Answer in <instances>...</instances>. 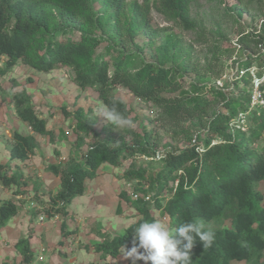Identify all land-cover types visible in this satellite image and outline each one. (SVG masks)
Wrapping results in <instances>:
<instances>
[{
	"label": "trees",
	"instance_id": "trees-1",
	"mask_svg": "<svg viewBox=\"0 0 264 264\" xmlns=\"http://www.w3.org/2000/svg\"><path fill=\"white\" fill-rule=\"evenodd\" d=\"M189 2L161 0L160 11L167 14L178 28L190 31L194 24L188 17ZM99 4L100 13H97L94 0H0V59H5L3 65L0 62V78L17 63L40 73L67 70L71 72L77 89L92 90L100 104L116 103L120 111L134 122L137 118L132 117L127 104L115 96V90L122 89L139 101L158 108V120L162 126H178L201 119L217 98L224 100L226 113H215L207 129L196 139H189L188 146L161 155H157V141H151L148 132L123 128L119 141L113 133L103 131V137L100 132L94 134L79 160L70 158L66 166L46 167V172L59 180V190L51 200L53 214L68 215V205L84 194L85 181L95 179L101 165L118 167L126 156L152 159L159 156L158 161H162L163 167L157 182L170 195L166 203L163 205L158 200L160 192L150 202L142 199L130 201L126 192L119 193V198L128 202L136 212L137 220L122 235L104 236L102 242L94 246V252L116 258L122 246L130 249L135 226L143 220L155 219L152 209L169 217L172 227H179L188 220L208 223L228 213L231 227L211 230L215 233L211 247L204 248L197 238L192 264H230L233 261L258 264L264 258V196L257 190V185L264 182V145L260 150L248 145L264 128L263 112L258 116L253 114L248 134L231 130L229 119L248 108L249 97L245 96L244 90L241 95L244 103L236 98H226L222 93L209 99L200 92L202 88L193 89V92L182 90V78L175 68L144 61L131 69L130 54L118 51L121 52L119 56L112 58L108 47L97 54L100 45L108 44L109 38L111 43L116 39V36L112 38L106 34L108 26L124 32L125 40L118 42L122 47L136 33L150 35L153 32L148 3L141 5L135 1L127 6L126 0H99ZM127 13L131 15L129 20ZM74 36L78 38L72 39ZM258 44L264 47V38L246 35L238 41L241 47L253 45L256 48ZM163 49L169 53L174 45L163 46ZM251 65L249 62L247 67ZM260 65L264 67V58ZM13 109L17 119L31 131L30 135L12 133L9 158L23 162L38 148L35 135L47 137L52 142L54 134L47 129L46 120L35 111L26 91L15 94ZM61 111L66 117L70 116L65 109ZM72 117L76 121V132L88 133L92 126L84 123L86 114L82 108L76 109ZM217 139L218 143L212 145ZM75 141L78 145L81 138L77 137ZM199 146L202 152H197ZM5 169L6 166L0 164V184L5 188L21 186L19 176L15 173L9 175ZM124 176L128 180L144 181L145 171L129 169ZM139 194L147 193L140 191ZM16 195L20 196V193ZM18 211L15 201L1 202L0 228L16 217ZM15 248L19 250L21 264L32 262L27 239L18 241Z\"/></svg>",
	"mask_w": 264,
	"mask_h": 264
},
{
	"label": "rangeland",
	"instance_id": "rangeland-1",
	"mask_svg": "<svg viewBox=\"0 0 264 264\" xmlns=\"http://www.w3.org/2000/svg\"><path fill=\"white\" fill-rule=\"evenodd\" d=\"M135 1L141 5L148 3L153 32L150 35L136 33L122 47L118 42L125 40L126 35L122 30L108 26L106 34L112 38L114 35L116 39L111 43L106 36L109 38L108 44L100 45L96 53H103L108 47L112 58L118 57L121 52L130 54L131 69L139 67L144 61L175 68L182 78V90L193 92V89L202 88L200 92L209 99L216 97V93H222L226 98H236L244 103L241 97L244 90L249 103L243 128L248 134L253 114H264V67L260 65L264 58V47L261 44L256 48L253 45L241 47L238 41L246 35L264 38V0H190L187 12L194 24V29L190 31L178 28L167 14L160 11L161 0H126L127 6ZM94 6L96 12L100 13L99 0H94ZM130 18L131 15L127 13V20ZM77 38L72 37L74 40ZM171 44L174 49L165 52L163 46ZM136 47L140 50L137 51ZM4 61V58L0 59L2 65ZM249 62L252 65L247 67ZM258 73H261L260 77ZM255 79L259 82L257 89ZM21 90L30 94L34 109L46 120L48 130L54 134L52 142L47 137L36 135V156L34 154L35 158L32 155L33 158L29 157L23 162L10 160L8 153L13 132L29 133L13 109V97ZM114 93L127 104L131 116L137 118L133 129L138 133L148 132L151 141H157V155L188 146L189 139H196L207 129L215 113H226L224 100L217 98L201 119L186 121L178 126H162L158 120V108L139 101L122 89ZM99 105L97 94L90 89H77L72 82L71 72L67 70L40 73L17 63L5 77L0 78V164L6 166L5 171L9 175L17 174L21 183L19 187L11 185L7 188L0 184V203L13 200L19 206L17 216L0 228V264H21L15 244L22 239L30 243V264H132L131 258H124L122 250L116 258L101 254L98 258L93 255L94 246L102 242L104 236L122 235L137 220V214L125 216L133 210L128 202L119 198V193L126 192L132 201L130 195L133 191L146 192L152 200L160 192L158 200L163 205L166 203L170 195L157 182L161 176L162 161L126 156L118 167L103 164L96 179L85 181L84 194L68 205L67 208L71 206L72 211L67 216L54 215L51 205L52 197L59 190V180L46 172L48 165L66 166L70 158L79 160L94 134L100 132L103 137V131L105 134L113 133L117 141L123 134V128H113L96 115ZM78 108H82L86 114L84 123L92 126L88 133L76 132V121L72 114ZM62 109L70 116L66 117ZM77 137L81 138L78 145L75 141ZM214 141L218 142L219 139ZM263 145L264 128L248 147L260 150ZM198 148L202 150L201 146ZM129 169L144 170L145 180L125 178ZM257 190L264 196V182L257 185ZM82 202L89 206L91 217L88 220L79 216L86 208L81 206ZM119 205L123 210L116 216ZM151 214L172 227L170 218L163 212L152 209ZM227 214L204 223L206 229L230 228ZM135 264H145V261L137 260ZM230 264L247 263L233 261ZM258 264H264V258Z\"/></svg>",
	"mask_w": 264,
	"mask_h": 264
},
{
	"label": "clouds",
	"instance_id": "clouds-1",
	"mask_svg": "<svg viewBox=\"0 0 264 264\" xmlns=\"http://www.w3.org/2000/svg\"><path fill=\"white\" fill-rule=\"evenodd\" d=\"M96 115L113 128L135 127V122L127 118L116 103L100 104ZM197 238L208 248L214 243L215 233L206 229L202 220H188L179 227H171L162 219L143 220L134 228L132 247L122 246L121 253L124 258H131L132 264L137 260L145 264H192Z\"/></svg>",
	"mask_w": 264,
	"mask_h": 264
},
{
	"label": "built area",
	"instance_id": "built-area-1",
	"mask_svg": "<svg viewBox=\"0 0 264 264\" xmlns=\"http://www.w3.org/2000/svg\"><path fill=\"white\" fill-rule=\"evenodd\" d=\"M258 85H259V82L257 79H255V87L256 89L258 88ZM258 98H260V95L258 96ZM258 98L256 100H258ZM247 115V112H240L238 114H236L235 116H232L230 119H229V128L231 130H240L241 132H244V119H245V116ZM234 119H236L234 121ZM218 142H215L213 141L211 144L214 145ZM197 152H202V150H200L199 148L196 149ZM146 161H151L153 160L152 158H147V157H143ZM161 157L157 156L156 159L160 160ZM131 199L133 201H137L139 199H142L143 201L145 202H150L151 201V196L149 194H146V195H141L139 194V192L137 191H133L130 195ZM43 220V218H41V221Z\"/></svg>",
	"mask_w": 264,
	"mask_h": 264
},
{
	"label": "crops",
	"instance_id": "crops-1",
	"mask_svg": "<svg viewBox=\"0 0 264 264\" xmlns=\"http://www.w3.org/2000/svg\"><path fill=\"white\" fill-rule=\"evenodd\" d=\"M7 75V74H6ZM5 75V76H6ZM4 76V77H5ZM3 78V77H2ZM29 96H30V94H28ZM32 104V103H31ZM36 111V110H35ZM15 114V113H14ZM43 118V117H42ZM24 124V123H23ZM26 125V124H25ZM27 126V125H26ZM28 128V127H27ZM48 129V128H47ZM29 130V133L28 134H26V135H30L31 134V131H30V129L28 128L27 129V131ZM23 135V134H22ZM35 137V140L38 142V140L36 139V135L34 136ZM36 153V152H35ZM34 153V154H35ZM34 156V155H33ZM33 156L31 157L30 156V158H33ZM35 156H36V154H35ZM35 156H34V158H35ZM60 160H63V158H61ZM20 164V163H19ZM101 167V166H100ZM100 167H99V169H100ZM98 169V170H99ZM98 170H97V172H98ZM51 174V173H50ZM52 175V174H51ZM97 177V176H96ZM58 179V178H57ZM96 179V178H95ZM80 204H82L81 206H83V207H86L85 208V210H83L81 213H80V217H82V219H85V220H88V218H90L91 216H90V213H89V210H88V208H89V206H88V204L87 203H80ZM123 209L121 208V205H119L118 206V208H117V211H116V216H117V213H119L120 211H122ZM133 210V209H132ZM72 210H71V206L69 207V208H67V212L68 213H70ZM131 211V210H130ZM73 212L74 213H77L76 211H74L73 210ZM127 213V212H126ZM136 214V212L133 210L132 212H130L129 214H126L125 216H131V215H135ZM133 218H135L134 216H133ZM95 253V252H94ZM93 255H95L96 257H98V258H100L101 256H100V254L99 253H95V254H93ZM99 255V256H98ZM94 256V257H95Z\"/></svg>",
	"mask_w": 264,
	"mask_h": 264
}]
</instances>
